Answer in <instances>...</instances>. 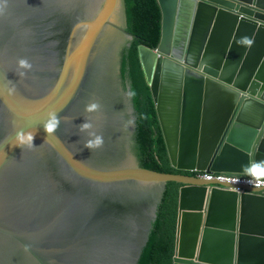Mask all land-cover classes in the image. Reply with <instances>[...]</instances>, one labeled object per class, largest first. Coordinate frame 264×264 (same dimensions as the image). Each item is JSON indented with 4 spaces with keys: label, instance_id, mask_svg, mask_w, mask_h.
I'll return each mask as SVG.
<instances>
[{
    "label": "water",
    "instance_id": "95a60500",
    "mask_svg": "<svg viewBox=\"0 0 264 264\" xmlns=\"http://www.w3.org/2000/svg\"><path fill=\"white\" fill-rule=\"evenodd\" d=\"M103 1L73 26L79 0L0 4V264H137L168 182L178 184L172 264H264V187L237 193L185 174L245 175L243 165L264 161V0H157L161 37L137 54L174 173L133 158L99 164L81 132L65 130L109 103L134 43L126 0ZM5 18L24 46L5 40ZM67 23L64 45L54 34ZM20 58L35 70L19 69ZM92 101L100 109L86 112ZM115 101L135 137L132 101L126 109L118 91ZM50 112L60 124L47 135ZM19 130L35 133L34 147L16 146Z\"/></svg>",
    "mask_w": 264,
    "mask_h": 264
},
{
    "label": "trees",
    "instance_id": "16d2710c",
    "mask_svg": "<svg viewBox=\"0 0 264 264\" xmlns=\"http://www.w3.org/2000/svg\"><path fill=\"white\" fill-rule=\"evenodd\" d=\"M128 31L134 43L125 50L121 77L135 91L131 97L135 112V141L138 164L159 173H174L170 168L158 127L154 104L138 61V45L154 48L161 37V10L157 0H126ZM178 184L168 182L156 219L137 264H171L174 252Z\"/></svg>",
    "mask_w": 264,
    "mask_h": 264
},
{
    "label": "flooded vegetation",
    "instance_id": "af4514ba",
    "mask_svg": "<svg viewBox=\"0 0 264 264\" xmlns=\"http://www.w3.org/2000/svg\"><path fill=\"white\" fill-rule=\"evenodd\" d=\"M103 3H104L103 0H79L78 3L74 4L76 5V7L73 8L74 11H71V14H69L71 17L69 18L68 23L73 26L76 20H82V19L90 20L93 15L96 16L99 13V10L97 8H100V6ZM1 23L2 25H4L5 33L7 34L5 40L10 41L16 47L25 45L24 41L21 40L22 38L21 30L17 27L16 24H14L12 20L5 18V22L2 21ZM68 23L65 27L59 29L57 34H54V37L58 38L60 42H64V45H67L69 38V37L66 38L68 33V27L70 26ZM41 40H42V33L37 34L36 38L31 40L30 42L36 43ZM123 49L115 55L114 66H117V62H119V59L123 55V51L125 50ZM33 69L35 70V67ZM33 69L31 68V70ZM46 76L53 77V74H46ZM44 86H46V84H44ZM24 88L28 89L30 87L25 85ZM33 90L34 88H31V91ZM107 91L108 93L112 94L111 100L109 101L108 104L102 102L101 103L102 109L98 112V114L95 117L89 119L93 124V130L96 131L98 134L102 135L104 139V144L102 147L90 150L92 153L90 158H94L97 162H99V164L105 163L108 160L110 161L112 160V162L115 160L121 161L123 164L125 163V160L131 158L135 159L136 162L138 163L137 151L134 146L135 141L133 142L132 140V138L135 137H132V130L129 121L127 120L125 124H120L115 119L118 106H120L121 104L115 101V94L117 91L121 101L122 99L124 100L123 105L126 109H128V106H130L131 104L130 98L126 96V93L128 92V87L121 80L120 71L118 74V82L115 81L111 84L109 82V84L107 85ZM108 93L106 94V96L108 95ZM81 102H83V100ZM77 120H79L78 117L72 116L71 123H69V127L67 126L65 127V130L70 132L80 131V128L78 126L72 124L73 121H77ZM80 132L82 134V137L85 138L83 140V142H85V140L88 139L89 137L87 136L86 132H82V131Z\"/></svg>",
    "mask_w": 264,
    "mask_h": 264
},
{
    "label": "clouds",
    "instance_id": "9594fccd",
    "mask_svg": "<svg viewBox=\"0 0 264 264\" xmlns=\"http://www.w3.org/2000/svg\"><path fill=\"white\" fill-rule=\"evenodd\" d=\"M3 3H6V0H0V4H3ZM247 6L249 8H252V9L256 8L254 6V4H252V3L248 4ZM2 11H3V8L0 7V14H2ZM261 22L264 23V21H261ZM161 28H162V23H161ZM134 41H135V36H134ZM137 57H138V54H137ZM17 65H18V68L21 69V70H31V68H32L31 63L25 58L18 59ZM19 74L21 76H23V75H25V71H21ZM135 95H136L135 91L131 88V85H129V90L126 93V96L131 98V97H134ZM99 109H100V104L98 102H96V101H92V102H90V103L85 105V111L89 112V113L96 112ZM155 114H156V112H155ZM156 119H157V116H156ZM129 123H131V121ZM157 123H158V121H157ZM59 124H60V119L57 116V114L55 112H50L48 114L47 118L43 121L42 125H43V129L47 133V135H51V134H54L56 132V130L59 127ZM158 127H159V125H158ZM79 128H80V131L86 132L87 136L89 137L88 139L85 140L84 147L88 148L89 150H93V149H97V148H100V147L103 146V144H104L103 136L98 134L96 131L93 130V124H92V122L90 120L85 119L84 122L79 125ZM159 130H160V128H159ZM34 135H35V133L32 132V131H26V130L17 131L16 136H15L16 146H20V147L27 146L29 148L34 147V144H33ZM166 155H167V153H166ZM242 171H243V173L245 175L231 174V173H216V172L206 173V172L197 171V170H190L188 172H185V174L193 176V177H196V178H200V179H206L205 177H202V176L205 175V174H213V173H216V174H228V175H234V176H238V177H248V179L246 181L247 183H249V184L255 183L256 186L264 187V186H261V185H264V161H253L250 164L243 165L242 166ZM174 172H175V170H174ZM176 173H178V172H176ZM207 180L218 181L216 179H207ZM218 182L236 186V188H229V189L233 190V191H235L237 193H241L242 192V189L239 187L241 185L257 188V187L250 186V185H247V184H244V183L232 184V183L223 182V181H218ZM238 182L239 181L237 180V183ZM217 187L220 188V189H225V190L228 189L226 187H220V186H217ZM176 223H177V207H176ZM175 235H176V228H175ZM174 248H175V240H174ZM173 255H174V252H173ZM172 258H173V256H172Z\"/></svg>",
    "mask_w": 264,
    "mask_h": 264
},
{
    "label": "built area",
    "instance_id": "2783aa9c",
    "mask_svg": "<svg viewBox=\"0 0 264 264\" xmlns=\"http://www.w3.org/2000/svg\"><path fill=\"white\" fill-rule=\"evenodd\" d=\"M202 177H205L206 179H216L218 181L228 182V183H232V184L244 183V184H247L250 186L259 187V186H256L255 183H253V184L247 183L246 181H247L248 177H238V176H234V175L216 174V173L205 174ZM237 180L239 181L238 183H237ZM261 186H264V185H261Z\"/></svg>",
    "mask_w": 264,
    "mask_h": 264
}]
</instances>
